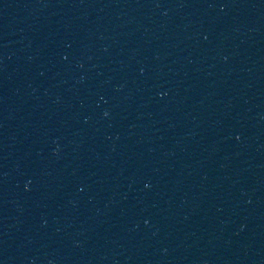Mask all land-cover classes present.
<instances>
[{"label": "water", "instance_id": "water-1", "mask_svg": "<svg viewBox=\"0 0 264 264\" xmlns=\"http://www.w3.org/2000/svg\"><path fill=\"white\" fill-rule=\"evenodd\" d=\"M0 264H264V0H0Z\"/></svg>", "mask_w": 264, "mask_h": 264}]
</instances>
